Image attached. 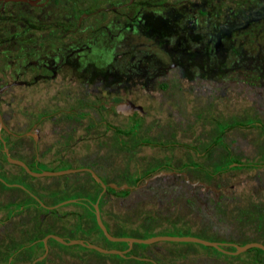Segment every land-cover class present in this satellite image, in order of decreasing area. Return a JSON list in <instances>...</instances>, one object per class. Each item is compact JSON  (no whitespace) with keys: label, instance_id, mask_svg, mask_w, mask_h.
Masks as SVG:
<instances>
[{"label":"rangeland","instance_id":"374dc122","mask_svg":"<svg viewBox=\"0 0 264 264\" xmlns=\"http://www.w3.org/2000/svg\"><path fill=\"white\" fill-rule=\"evenodd\" d=\"M57 1L59 7H51L49 4L45 11L61 20L66 14L67 7H61L64 0ZM117 1L78 0L84 7L88 6L87 10ZM31 11L32 15L37 13L35 9ZM84 23L91 21L87 20ZM2 24L6 30V22ZM96 32L97 35L102 33L98 30ZM114 32L112 30V33ZM2 64L4 65V61L0 62L1 67ZM174 81L175 79L166 90H159L156 83L152 91L149 90L138 97L144 115L140 118L139 130L129 135H117L105 128L103 120L118 130H126L132 121L130 118L115 114L112 110L96 109L95 104L98 100L91 99L87 108L89 112L99 113L98 115H93L90 119L68 120L59 114L60 110H66L70 105L76 107L77 99L73 104H69L62 99L65 97L59 96L55 103L48 95L46 98L42 97L44 87L14 88L15 100L11 104V110L16 112V117L9 120L14 132L23 133L27 130L33 122L30 115H34L33 119L38 112L48 113L57 109L58 115L54 120L40 122L36 147L31 138L21 137L13 141L1 130L0 136L5 138V144L10 140L13 142L10 155L15 158L30 162L33 157H37L47 166L54 169L59 167L61 170L89 167L104 181L117 185L132 184L136 175L163 163L176 169L194 162L195 166L210 170L222 164L229 156L241 163H251L254 167L258 165L253 172L234 170L226 179L218 182L219 184L215 182L213 188L216 191L220 190L216 201L208 197L197 199L198 206H194L189 203L196 200L190 197V187H181L180 179L174 175H161L146 180L143 184L134 185L126 197H110L105 210L121 213L122 216H132L137 223L150 220L155 230L171 225L184 227L191 219L195 234L229 242L231 246H241L248 241H263L264 134L257 129L246 130L232 126L222 136L223 145L211 144L220 127L234 121H243L251 116L261 119L264 123V108L249 103L242 91L214 93L192 85L180 88L177 83H173ZM10 95L8 91L0 95V109L5 112V119L4 102ZM4 123L6 124V121ZM1 151L0 143V176L4 178H9L11 174L21 176L22 172L18 166L4 162ZM45 178H26L24 182L20 181L19 184L13 185L23 190L28 185L33 189L45 187L50 184V181H40L46 180ZM186 178L191 182H207L203 174L194 169L187 171ZM2 182L6 185L5 180ZM195 191L202 192V188L197 187ZM24 198L26 194L20 190L0 187V252L5 247L11 249L14 243H23L34 235L37 219L47 216L43 211L26 210L10 221L2 222L8 210L6 206ZM202 202H206V205L203 206ZM55 209L59 216L56 222L58 231H62L66 236L73 226L82 228L88 226L85 211L80 205L67 203ZM208 215L211 216L210 220L205 218ZM258 230H261V235ZM255 251V248H249L236 255H226L204 247L189 248L176 245L175 242L171 244L158 242L146 250L136 249L134 254L138 258L153 260L155 264H230L236 258H249ZM33 255H41V250L37 248L34 254L22 252L16 256L12 264H30ZM0 264H4L1 258ZM41 264L151 263L149 261L137 263L132 258L118 259L112 254L97 253L92 249L75 245L60 247L52 244L47 246Z\"/></svg>","mask_w":264,"mask_h":264},{"label":"flooded vegetation","instance_id":"af4514ba","mask_svg":"<svg viewBox=\"0 0 264 264\" xmlns=\"http://www.w3.org/2000/svg\"><path fill=\"white\" fill-rule=\"evenodd\" d=\"M49 4L59 7L57 0H0V62L4 61L0 89L6 86L0 95L11 94L4 102L6 119L0 109L6 127L0 130L13 141L31 138L36 147L40 122L58 115V109L38 112L33 119L30 115L33 122L27 130L14 132L9 124L16 117L11 110L14 88L44 87L42 97L48 95L55 103L59 96L69 104L77 99L76 107L60 110L68 120L98 115L87 109L91 99L98 100L96 109L131 119L129 134L139 130L144 115L138 97L152 91L156 83L159 90L170 88L173 79L180 88L242 91L249 103L264 108V0H118L93 10L78 0H64L61 7L67 10L61 20L45 11ZM87 20L91 23L85 24ZM96 30L102 33L97 35ZM116 104H125L127 113L116 111ZM243 121L264 124L251 116ZM103 123L113 133L124 134L125 130ZM228 125L220 127L221 136L231 129ZM240 128L264 134V128L257 126ZM12 144L11 140L5 144L8 150ZM230 174L220 175L216 183ZM174 176L181 187H190L191 198L217 200L220 190L214 191L215 182H206L205 188L188 184L184 175ZM197 187L202 192L196 193ZM208 190L215 197H209ZM220 243L233 250L229 242ZM258 243L264 245V240ZM255 249L248 259L236 258L230 264H264V251Z\"/></svg>","mask_w":264,"mask_h":264},{"label":"trees","instance_id":"16d2710c","mask_svg":"<svg viewBox=\"0 0 264 264\" xmlns=\"http://www.w3.org/2000/svg\"><path fill=\"white\" fill-rule=\"evenodd\" d=\"M257 126L260 128H264V124H261L259 121H234L228 125L229 127H247V126ZM222 129L218 132L216 138L212 141V146L221 145L222 143ZM124 134L131 133V129L125 130ZM1 142V141H0ZM9 152L11 150L9 149ZM15 158L13 155H11ZM1 157L3 158L4 162L9 164L6 161V158L1 151ZM32 171L34 172H41L44 170L56 171L61 170L62 168H52L47 166L45 163L41 162L37 157H33L30 162L22 160ZM19 170L22 172L21 176L18 175H10L9 178H4L0 176L2 180L6 181V185L0 181V187L2 189H17L22 191L26 194V198L19 200L17 202H13L6 207L8 208L7 213L4 217L5 221H10L12 218L19 216L26 210H33V211H43L47 214L46 218L41 216L37 219V228L35 229V234L30 236V238L26 239L23 243H14L13 248L11 249H4L1 250V259L4 260V264H12L16 256L24 253H33L36 252V249L39 248L41 250V255L44 252V246L41 242V239L44 238L46 235L55 234L61 238L66 240L69 239H80L87 243L96 244L105 249H116L119 251H124L127 249L126 242H111L105 238L101 230L96 224L95 216H94V204L97 203L101 219L103 224L105 225L107 231L115 237H135V238H149L155 235H178V236H196L199 238H203L210 241L221 242L217 241L216 239H210L204 235H197L193 232V226L191 224V219L188 220V223L184 227H179L176 225L166 226L159 230H155L154 226L151 224L150 220H146L143 223H137L132 216H122L123 214L118 212H111L105 210V205L110 202L111 198L117 197H126L131 192L134 185L139 183H144L145 180H149L154 174H157L161 171H178L180 173H185L191 169L202 173L203 176L207 179V182L212 183L216 182L220 179V175H223L225 172L231 173L232 171L243 172L247 170H251L252 172L258 168V165L254 167L251 163H241L238 162L236 159L231 157H227L222 164L214 166L210 170L201 169L194 165V162H190L189 164L186 163L181 167L178 168H171L168 164H158L155 165L148 170H146L143 174L136 175L133 179L132 184L125 183L131 188L114 190L112 188H107L106 192L101 195V187L98 183H96L91 176L86 173H71L61 176H53V177H46V180L40 181H50V184H47L45 187L39 186L35 189L32 186L28 185L25 189H21L14 183L19 184V182H24L26 178H33L29 176L22 168L18 167ZM84 178H81V177ZM99 176V175H98ZM101 178V177H100ZM102 179V178H101ZM103 180V179H102ZM104 181V180H103ZM106 182V181H104ZM108 183V182H106ZM10 184V185H7ZM209 197H215L213 190H208L207 192ZM75 199L74 202L77 205H80L86 215V221L88 226L86 228H82L79 226H73L70 228L69 235L66 236L62 231H58L59 228L56 226V222L59 219V216L56 212V209H46L40 205V202L46 206H54L62 201ZM189 203L193 204L194 206H198V200H193ZM202 208V207H201ZM200 211V207L198 208ZM210 215V214H209ZM206 216L207 220L211 219V216ZM1 225V221H0ZM167 244H171L174 242H164ZM176 243V242H175ZM52 244L62 246L58 242L53 239H49L47 241V246H51ZM153 244H133L131 249L125 254V257H119L115 254H112L118 259H126L132 258L134 262L137 263H144L145 260L136 259L131 257L134 254L136 249H148L149 247L153 246ZM184 244V245H182ZM176 245L180 246H187L189 248L193 247H204L205 249H211L217 252V250L205 247L198 244L193 243H176ZM66 246V245H64ZM79 246V245H75ZM82 247V246H79ZM84 248V247H82ZM87 249V248H84ZM232 250V248H229ZM95 251V250H94ZM97 252V251H96ZM98 253V252H97ZM41 255H33L31 260H35ZM12 258L8 261L9 258ZM43 261H37L35 264H41ZM151 264H155L153 260H148ZM156 261V260H155Z\"/></svg>","mask_w":264,"mask_h":264},{"label":"water","instance_id":"95a60500","mask_svg":"<svg viewBox=\"0 0 264 264\" xmlns=\"http://www.w3.org/2000/svg\"><path fill=\"white\" fill-rule=\"evenodd\" d=\"M4 89H6V86L2 87L0 89V92H2ZM114 107H115L116 111H118V112H122L124 114L127 113V111H126L127 107H126L125 104H116ZM137 108L139 109L140 107H137ZM1 128L5 129L6 127L3 124L2 115L0 113V129ZM0 140L2 142V152H3V154H4L5 158H6V161L9 164L16 165V166L22 168L31 177L43 178V177L61 176V175H66V174H71V173L86 172V173H88L91 176V178L96 183H98L100 185V187H101V195L106 192V189L108 187L112 188L114 190L131 188L127 184L117 185L115 183H106L100 178V176H98V174L94 170H92L89 167L68 168V169H65V170H56V171L44 170V171H41V172H34L22 160L17 159V158H13L10 155L8 147L5 145V143L2 140L1 136H0ZM172 174L177 175V176L178 175L186 176L185 173H180V172H176V171H161V172H159L157 174H154L151 177V179L153 177H157V176H161V175H172ZM0 181H2L1 178H0ZM186 182L188 184H191V185H194V186L195 185H203L205 188L208 187L207 183L201 182V181L191 182L189 179H186ZM214 191H216V190L214 189ZM74 202H76L75 199H69V200L62 201L61 203H59L57 205H54V206H46V205H44L41 202H40V205L42 207L50 210V209H55V208H57V207H59L61 205H64V204L74 203ZM93 208H94V216H95L96 224L99 227V229L101 230V232L103 233V235L105 236V238L107 240L111 241V242H126L127 243V249L126 250L119 251V250H116V249H105V248H102V247H100V246H98L96 244L87 243V242H85L83 240H80V239H69V240H66L64 238H61V237L55 235V234H49V235H46L44 238L41 239V242L43 243V246H44V252L42 253L41 256H39L38 258L33 260L31 264H34L37 261H40V260H42L45 257L46 252H47V241L49 239H53L56 242H58L59 244H61V245H69V246L79 245V246H82V247L87 248V249L95 250V251H97L99 253L115 254V255H117L119 257H125V254L131 249L133 244H145V245H148V244H153V243H158V242L193 243V244H198V245H202V246H205V247L213 248V249L217 250L218 252L226 254V255H236V254H239L241 252L246 251L249 248H258V249H261V250L264 251V245H262L261 243H258V242H248V243H245L244 245H241V246H236V245H232L231 246V244H229L228 246L233 247V250L230 251V250L224 249L220 242L210 241V240H206V239L199 238V237H196V236H187V235L186 236L155 235V236H152V237H149V238H146V239H144V238H135V237H115V236H112L107 231L105 225L103 224V221L101 219L97 203L94 204ZM131 257H134L136 259L145 260V261L149 260L147 258H138V257H135V256H131ZM10 260L11 259H9V261Z\"/></svg>","mask_w":264,"mask_h":264}]
</instances>
